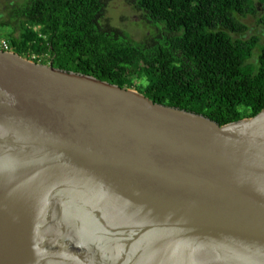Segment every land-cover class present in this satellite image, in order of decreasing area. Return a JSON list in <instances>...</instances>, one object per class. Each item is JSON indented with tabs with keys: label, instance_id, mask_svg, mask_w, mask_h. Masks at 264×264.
<instances>
[{
	"label": "water",
	"instance_id": "95a60500",
	"mask_svg": "<svg viewBox=\"0 0 264 264\" xmlns=\"http://www.w3.org/2000/svg\"><path fill=\"white\" fill-rule=\"evenodd\" d=\"M0 264H264V108L219 125L0 50Z\"/></svg>",
	"mask_w": 264,
	"mask_h": 264
},
{
	"label": "trees",
	"instance_id": "16d2710c",
	"mask_svg": "<svg viewBox=\"0 0 264 264\" xmlns=\"http://www.w3.org/2000/svg\"><path fill=\"white\" fill-rule=\"evenodd\" d=\"M110 1L23 0L6 7L0 39L27 59L135 89L219 125L264 108V44L245 38L240 20L257 12L255 0H125L149 28L141 40L105 18Z\"/></svg>",
	"mask_w": 264,
	"mask_h": 264
},
{
	"label": "rangeland",
	"instance_id": "374dc122",
	"mask_svg": "<svg viewBox=\"0 0 264 264\" xmlns=\"http://www.w3.org/2000/svg\"><path fill=\"white\" fill-rule=\"evenodd\" d=\"M21 1L23 0H0V19L6 16V7H11L12 4L20 3ZM255 4L257 5V12L255 14H246L240 17V20L248 27L245 38L255 35L259 38V43L264 44V24L259 21L264 14V8H262L263 5L258 0H255ZM105 18L112 25L126 30L134 40H141L148 33L147 30H149L145 24L141 23L139 13L128 5L125 0L110 1L105 12ZM256 56L257 52L254 50V55L250 61L255 62ZM34 57L39 58L38 56ZM43 64L48 63L44 62Z\"/></svg>",
	"mask_w": 264,
	"mask_h": 264
},
{
	"label": "built area",
	"instance_id": "2783aa9c",
	"mask_svg": "<svg viewBox=\"0 0 264 264\" xmlns=\"http://www.w3.org/2000/svg\"><path fill=\"white\" fill-rule=\"evenodd\" d=\"M0 50H2V51H4V50L5 51H10V50H8L7 43L3 39H0Z\"/></svg>",
	"mask_w": 264,
	"mask_h": 264
}]
</instances>
